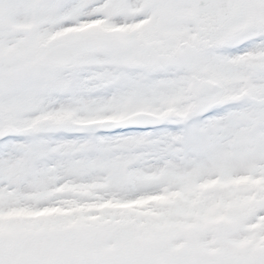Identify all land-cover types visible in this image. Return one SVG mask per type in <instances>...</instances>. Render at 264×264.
Masks as SVG:
<instances>
[{"label": "snow or ice", "instance_id": "1", "mask_svg": "<svg viewBox=\"0 0 264 264\" xmlns=\"http://www.w3.org/2000/svg\"><path fill=\"white\" fill-rule=\"evenodd\" d=\"M0 264H264V0H0Z\"/></svg>", "mask_w": 264, "mask_h": 264}]
</instances>
